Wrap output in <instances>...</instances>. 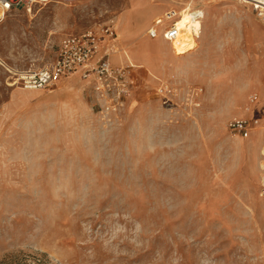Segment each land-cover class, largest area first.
<instances>
[{
    "label": "rangeland",
    "instance_id": "obj_1",
    "mask_svg": "<svg viewBox=\"0 0 264 264\" xmlns=\"http://www.w3.org/2000/svg\"><path fill=\"white\" fill-rule=\"evenodd\" d=\"M80 2L68 7L77 33L63 29L66 2L0 24V264H264V134L225 130L264 124V25L236 0H194L200 38L175 52L146 31L164 3L189 0ZM107 21L110 63L129 71L121 106L78 77L16 83L49 67L62 38Z\"/></svg>",
    "mask_w": 264,
    "mask_h": 264
},
{
    "label": "built area",
    "instance_id": "obj_2",
    "mask_svg": "<svg viewBox=\"0 0 264 264\" xmlns=\"http://www.w3.org/2000/svg\"><path fill=\"white\" fill-rule=\"evenodd\" d=\"M215 1V0H214ZM249 6L256 18L264 25V0H236ZM66 0H0V24L16 10L31 13L35 7L65 3ZM192 21H200L198 11H191ZM177 13L171 9L163 18L154 20L146 31L149 40L161 39L173 46L180 31L177 29ZM118 36L111 21L98 22L78 34L61 39L55 58L47 68L23 70L14 73L16 83L24 90H45L55 83L78 77L79 81L92 84L96 95L106 103L109 93L114 105L121 106L129 94V71L123 67H114L110 58L116 53ZM250 105L257 102V96L248 99ZM108 105V104H107ZM113 107V105H111ZM110 108V107H108ZM225 130L233 138L248 139L252 132L261 130L264 124L258 119H231ZM259 197L264 200V148L260 164Z\"/></svg>",
    "mask_w": 264,
    "mask_h": 264
},
{
    "label": "bare ground",
    "instance_id": "obj_3",
    "mask_svg": "<svg viewBox=\"0 0 264 264\" xmlns=\"http://www.w3.org/2000/svg\"><path fill=\"white\" fill-rule=\"evenodd\" d=\"M193 1L194 0H189V3H187L184 6L185 11L184 10L182 12L176 11L177 19L175 22L177 23V29L180 32L177 36V39L173 42V46L170 45L175 52H177V51L183 52L189 48H192L194 46V43H195L194 42L195 38L197 39L200 36L199 34L201 31V22H202L204 15H203V11L199 10L198 12H199L200 16L202 17L201 21L195 22V21L191 20L193 17L190 13L191 12L190 8L193 4ZM211 1H213V0H211ZM163 15L160 17V19L163 18ZM262 151H263V149H262ZM261 156H262V153H261Z\"/></svg>",
    "mask_w": 264,
    "mask_h": 264
},
{
    "label": "crops",
    "instance_id": "obj_4",
    "mask_svg": "<svg viewBox=\"0 0 264 264\" xmlns=\"http://www.w3.org/2000/svg\"><path fill=\"white\" fill-rule=\"evenodd\" d=\"M129 1L131 2L132 0H129ZM72 4L79 6L81 4V2H80V0H66V26H64V28H63L66 31V34L67 33H69V34L77 33L79 31H81V29H80L81 27H79V26L76 27L78 25L76 20H78L80 15L79 14H75L76 15V17H75L74 14H73V13H75V10L71 11L70 8L68 9V7L71 6ZM167 7L168 6L164 3V5L162 6V9L160 11V14L155 16L152 20L154 21V19L156 17H158V16L161 17L165 13L163 11L166 10ZM128 11H129V9H128ZM116 19L120 20V27H123L126 24V22H127L126 17L124 16V14L119 15ZM150 58H151L150 56H144V59H146L145 62L147 61V59H150ZM149 61L150 60H148L147 62H149Z\"/></svg>",
    "mask_w": 264,
    "mask_h": 264
}]
</instances>
